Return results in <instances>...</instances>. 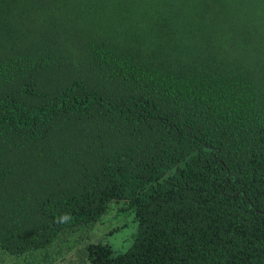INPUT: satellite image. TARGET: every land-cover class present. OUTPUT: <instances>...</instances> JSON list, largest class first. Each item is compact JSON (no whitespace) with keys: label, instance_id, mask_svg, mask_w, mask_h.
<instances>
[{"label":"trees","instance_id":"1","mask_svg":"<svg viewBox=\"0 0 264 264\" xmlns=\"http://www.w3.org/2000/svg\"><path fill=\"white\" fill-rule=\"evenodd\" d=\"M113 203L84 264H264V0H0L1 258Z\"/></svg>","mask_w":264,"mask_h":264},{"label":"rangeland","instance_id":"2","mask_svg":"<svg viewBox=\"0 0 264 264\" xmlns=\"http://www.w3.org/2000/svg\"><path fill=\"white\" fill-rule=\"evenodd\" d=\"M138 228L135 208L126 203H113L96 227L84 226L65 232L47 250L14 257L18 258L15 263L6 258L11 255L3 253L0 264H84L82 250L86 245L108 244L116 254L125 253L133 245Z\"/></svg>","mask_w":264,"mask_h":264}]
</instances>
